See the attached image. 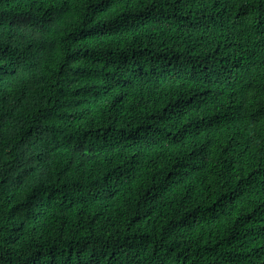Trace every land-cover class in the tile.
Instances as JSON below:
<instances>
[{"label":"trees","instance_id":"trees-1","mask_svg":"<svg viewBox=\"0 0 264 264\" xmlns=\"http://www.w3.org/2000/svg\"><path fill=\"white\" fill-rule=\"evenodd\" d=\"M0 264H33V0H0ZM34 264H264V0H34Z\"/></svg>","mask_w":264,"mask_h":264}]
</instances>
